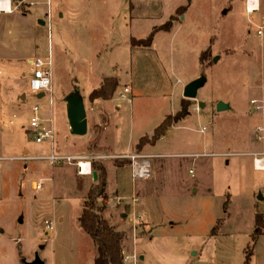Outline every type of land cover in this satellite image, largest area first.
Masks as SVG:
<instances>
[{
  "label": "rangeland",
  "instance_id": "obj_1",
  "mask_svg": "<svg viewBox=\"0 0 264 264\" xmlns=\"http://www.w3.org/2000/svg\"><path fill=\"white\" fill-rule=\"evenodd\" d=\"M8 1L11 12L0 11V264H24L35 254L44 264H93L94 242L78 218L95 181L40 159L81 152L101 162L106 178L108 170L107 199L96 204L123 234L124 264H242L247 244L248 264H264V225L251 239L255 214L264 220V171L254 170L250 155L264 152V138H257L264 118L251 105L264 102V0L252 12L248 0H132L149 16L130 27L123 0ZM181 5L186 9L176 10ZM171 17V29L157 31L150 49L131 48L130 34L145 38ZM48 54L51 93L39 99L28 89V62ZM201 75L196 98H184V86ZM109 76L118 86L108 98L116 99L107 104L115 115L103 149L116 154L89 153L83 137L70 133L65 97L79 91L95 134L107 111L88 95ZM124 88L131 101L119 98ZM218 101L231 109L217 112ZM181 102L188 114L137 148ZM34 103L52 121V149L49 139L36 143L26 130ZM142 148L151 175L132 180L130 160L120 156Z\"/></svg>",
  "mask_w": 264,
  "mask_h": 264
},
{
  "label": "trees",
  "instance_id": "obj_2",
  "mask_svg": "<svg viewBox=\"0 0 264 264\" xmlns=\"http://www.w3.org/2000/svg\"><path fill=\"white\" fill-rule=\"evenodd\" d=\"M190 2V0H187ZM187 6H179L176 10H185ZM173 18H169L164 23L155 26L149 32L145 38L136 39L131 38V46L150 47L153 41V36L157 31H169L172 27ZM118 86V79L113 76L104 77L100 85L93 89L88 98L90 101L95 99H108L110 98ZM188 114L187 108L180 103V109L173 115H167L163 120L153 129L152 134L142 136L136 146L139 148L145 144H153L157 139L166 134L169 127L184 118ZM92 170L96 172V179L94 185L87 191L86 200L83 203V207L78 218L81 229L89 235L94 242L96 255L93 259V264H124L121 241L123 238L122 232L116 231L109 225L108 221L100 214L104 209V205L98 206L96 204L97 199L106 201V170L99 161H92ZM225 201L224 207L226 208ZM224 218L216 220L211 229V234H217ZM254 225L256 232L251 236L254 244L257 232L260 227L264 225V220L259 214H255ZM245 259L242 264H248L250 256L252 255V249L247 244L245 249Z\"/></svg>",
  "mask_w": 264,
  "mask_h": 264
},
{
  "label": "built area",
  "instance_id": "obj_3",
  "mask_svg": "<svg viewBox=\"0 0 264 264\" xmlns=\"http://www.w3.org/2000/svg\"><path fill=\"white\" fill-rule=\"evenodd\" d=\"M9 10V9H8ZM0 11L6 12L0 8ZM11 12V11H10ZM257 33L262 35V30L258 29ZM51 57L48 54L45 57H36L28 62L30 66L31 75L29 78L28 89L31 94H37V98L41 99L45 97L47 93H51ZM42 93V97H38V94ZM126 93H129L128 88H124L119 93V98L128 100ZM251 105L254 110L258 112L264 118V102L259 100H251ZM50 118L40 117V105L34 103L31 106V116L29 119V128L26 130L33 136L36 143H41L45 139L51 141L54 138V129L51 124ZM257 138H264V127L257 128ZM252 165L254 170L264 171V152L251 153ZM120 157H127L130 160V170L132 180L147 179L151 175L150 162L148 155L134 154V155H122ZM22 159L26 160L31 157L23 156ZM1 159V158H0ZM40 159L48 160L51 165L57 166L60 164H66L75 168V172L79 176H92V158L90 156H72L51 153L48 156L40 157ZM36 189H41V183H35ZM47 227L51 228V225L47 223Z\"/></svg>",
  "mask_w": 264,
  "mask_h": 264
},
{
  "label": "water",
  "instance_id": "obj_4",
  "mask_svg": "<svg viewBox=\"0 0 264 264\" xmlns=\"http://www.w3.org/2000/svg\"><path fill=\"white\" fill-rule=\"evenodd\" d=\"M41 24H44L43 20H39ZM216 60V59H215ZM205 77L203 75L195 78L194 80L187 83L183 88V97L187 99H195L197 91L205 84ZM43 94H38V97H42ZM66 103V115L70 133L77 136L85 135L87 132V117L86 110L84 106V100L79 91L73 90L65 97ZM202 105L201 103L199 104ZM217 112L230 110L231 107L229 103L223 101H218L215 107ZM93 180L96 179V172L92 173ZM259 200H264V195H258ZM40 249L43 248V245H40ZM24 264H44V261L39 257L38 254H35L34 259L31 262L22 260Z\"/></svg>",
  "mask_w": 264,
  "mask_h": 264
},
{
  "label": "crops",
  "instance_id": "obj_5",
  "mask_svg": "<svg viewBox=\"0 0 264 264\" xmlns=\"http://www.w3.org/2000/svg\"><path fill=\"white\" fill-rule=\"evenodd\" d=\"M125 1L128 5H127V8H128V12H129V20H128V23L129 24V27L132 26V21H134V19H136V22H138V18H144V17H147L149 15V12L145 9H143L142 13H138V6L136 3L132 2V0H123ZM138 1H144V0H138ZM41 20V19H38V21ZM135 25V23H134ZM155 27V26H154ZM159 32V31H158ZM155 35V34H154ZM131 38H136L134 36H132V34L129 35V37H127V40L128 42L130 43V39ZM154 38V37H153ZM136 39H139V38H136ZM152 45V44H151ZM131 46V44H130ZM151 47V46H150ZM150 47H147L150 49ZM131 48H136V46H131ZM135 50V49H134ZM102 81V79H101ZM100 83V82H99ZM99 86V85H98ZM116 101L115 97L111 98V99H107V100H103V99H95V103H99V108H104L105 111H107V117H106V125L102 128H98V127H95V134H92V131L90 130L89 128V125H88V120H87V132L85 135H82L81 137L82 140H83V143L85 144V148L87 149V151L92 152V153H95V154H100V155H106V154H116V152L113 150L112 148V151H109L107 149H103L106 147V145L104 144V141L107 139L108 137V133L106 132L108 126L110 125V117L115 115L113 114V112L110 110L111 108L107 105L108 102H111V101ZM131 101V100H130ZM119 104V103H118ZM120 105V104H119ZM98 110H101L102 111V115H104V112L102 109H98ZM3 111V109H2ZM12 117L14 118L15 117V114L12 115ZM165 117V116H164ZM102 120V116L99 115L98 117H96V124L100 125V122ZM163 120V119H162ZM11 122V121H10ZM93 135V136H92ZM104 139V141H103ZM91 146L93 147V149H91ZM105 146V147H104ZM53 148V145L51 146V149ZM144 148V147H143ZM143 148L141 149V153L144 154V152L142 151ZM140 153V154H141ZM88 153L86 152H81V153H77V154H69V155H72V156H86ZM120 154V153H118ZM185 155H188V156H196V155H199V154H196V152H187V153H184ZM144 155H148L150 156L149 154L145 153ZM151 156H156V155H151ZM121 167H117L115 169L112 170V172L116 173V170L120 169ZM115 176V175H114ZM114 180V185H113V189L117 192V194L119 195V198L122 197V195H120L121 193H119V190L115 187L116 186V182H115V178L113 179ZM95 181V180H94ZM107 185H108V170H107V178H106V188H107Z\"/></svg>",
  "mask_w": 264,
  "mask_h": 264
},
{
  "label": "bare ground",
  "instance_id": "obj_6",
  "mask_svg": "<svg viewBox=\"0 0 264 264\" xmlns=\"http://www.w3.org/2000/svg\"><path fill=\"white\" fill-rule=\"evenodd\" d=\"M259 2L258 0H248L247 1V9L248 12H252L253 10L258 9ZM0 8L3 9L4 11H9L10 12V3L8 0H2L0 1ZM10 9V10H8Z\"/></svg>",
  "mask_w": 264,
  "mask_h": 264
},
{
  "label": "clouds",
  "instance_id": "obj_7",
  "mask_svg": "<svg viewBox=\"0 0 264 264\" xmlns=\"http://www.w3.org/2000/svg\"><path fill=\"white\" fill-rule=\"evenodd\" d=\"M10 10V9H9Z\"/></svg>",
  "mask_w": 264,
  "mask_h": 264
}]
</instances>
